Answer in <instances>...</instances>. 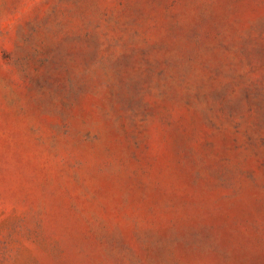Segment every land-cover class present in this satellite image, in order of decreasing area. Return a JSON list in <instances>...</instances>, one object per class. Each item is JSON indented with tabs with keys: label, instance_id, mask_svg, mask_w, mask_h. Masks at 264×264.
Segmentation results:
<instances>
[{
	"label": "rangeland",
	"instance_id": "rangeland-1",
	"mask_svg": "<svg viewBox=\"0 0 264 264\" xmlns=\"http://www.w3.org/2000/svg\"><path fill=\"white\" fill-rule=\"evenodd\" d=\"M0 264H264V0H0Z\"/></svg>",
	"mask_w": 264,
	"mask_h": 264
}]
</instances>
